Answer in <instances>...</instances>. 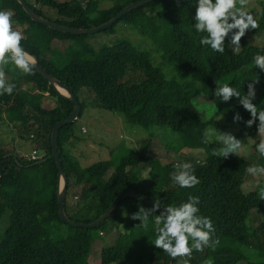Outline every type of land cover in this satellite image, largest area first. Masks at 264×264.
I'll use <instances>...</instances> for the list:
<instances>
[{
    "label": "trees",
    "instance_id": "obj_1",
    "mask_svg": "<svg viewBox=\"0 0 264 264\" xmlns=\"http://www.w3.org/2000/svg\"><path fill=\"white\" fill-rule=\"evenodd\" d=\"M24 1L41 17L39 8L55 11L61 18L55 22L59 25L90 29L138 0ZM195 10L196 0L145 4L98 32L115 39L95 49L86 41L90 35L54 31L31 20L16 0H0V11L13 13V30H21L23 50L70 89L81 108L77 119L62 126L58 133V154L67 183L64 212L68 218L89 224L127 190L160 200L161 207L178 206L195 196L199 199V214L211 219L213 239H219V244L215 248L204 246L202 251L193 249L190 264H264V216L255 212L264 207V199L242 188L250 163L237 154L216 157L212 144L204 143L208 126L219 131L222 126H231L251 141L250 158H258L259 166H264V156L256 148L264 139V134L258 132L259 121L246 127L244 122L251 116L238 98L223 102L214 95L223 82L236 87L241 95L246 94L248 84L258 78L252 102L264 108V71L254 65V56L264 54V8L257 19L259 27L246 30L261 41L251 43L242 37L239 51H234L226 40L223 54L199 43L206 34L193 27ZM120 24L156 48L158 65L152 64L149 52L116 37ZM57 44L64 47L62 52L55 49ZM4 79L6 85L15 87L11 95H0V121L4 119L16 128L20 139L28 138L33 130L32 134L40 137L43 152L39 160L28 161L13 149H0V219L9 213L0 237V264H89L93 242L112 231L117 237L111 246L101 249L100 264H166L169 256L154 246V225L150 223L144 229L139 220L131 219L140 207L150 208L133 198H123L110 216L93 229L73 228L60 219L51 131L71 114L73 104L34 69L25 73L9 63L4 68ZM205 90H209L208 107L212 111L206 121L193 103ZM86 93L92 98L89 103L84 102ZM46 99L53 102L52 107L43 106ZM149 100L168 118L165 127L177 135L180 149L204 152L203 161L192 163L200 180L195 187L180 188L171 179L176 164L163 165L148 157L146 146L138 151L119 149V169L114 168L113 160L82 167L71 154L82 141L75 135L74 125L84 109L120 113L129 124L148 131L152 127L145 115ZM236 113L243 118L241 121L234 122ZM259 184L264 187V181ZM253 216H260V221L255 224ZM181 259L188 257H177L172 264H179Z\"/></svg>",
    "mask_w": 264,
    "mask_h": 264
},
{
    "label": "clouds",
    "instance_id": "obj_2",
    "mask_svg": "<svg viewBox=\"0 0 264 264\" xmlns=\"http://www.w3.org/2000/svg\"><path fill=\"white\" fill-rule=\"evenodd\" d=\"M248 4L249 0H196L193 27L196 32L206 34L201 36L199 43L223 54L227 40L234 51H239L240 41L245 36L246 30L259 27L254 14L247 10ZM12 16L11 11H0V95L5 93L11 95L15 87L13 84L5 83V66L13 63L25 73H30L35 63L34 58L21 47L20 41L23 36L21 32L13 30ZM254 65L264 71V54L254 56ZM256 83L258 78L253 83H249L247 93L241 95V91L236 87L223 82L215 89L214 95L223 102L229 101L230 97L238 98L239 104L251 116L244 122L246 127H251L258 120V132L264 134V108L252 102L256 95L254 88ZM242 119L239 113L233 116L234 122ZM204 137L206 144L218 142L222 145L212 151L216 157L227 158L229 154L235 155L242 148L240 140L231 133L220 132L216 127L206 129ZM256 148L261 156H264V139L256 145ZM174 167L176 171L171 175V179L180 188H193L200 183L191 163L184 162ZM248 172L252 175L264 174V166L249 167ZM259 195L261 199H264V188L260 189ZM198 204L199 199L195 196H189L187 202L178 206L161 207L160 200H154L151 208L140 207L136 213L132 214L131 219L139 220V226L144 229H147L150 223L153 224L154 246L173 259L188 257V259H181L179 264H190L193 249L202 251L204 246L215 248L219 244V239H213L215 230L211 219L199 214ZM161 208L163 210L157 215V211ZM206 264H211V261Z\"/></svg>",
    "mask_w": 264,
    "mask_h": 264
},
{
    "label": "rangeland",
    "instance_id": "obj_3",
    "mask_svg": "<svg viewBox=\"0 0 264 264\" xmlns=\"http://www.w3.org/2000/svg\"><path fill=\"white\" fill-rule=\"evenodd\" d=\"M61 2L66 0H60ZM108 5H106L107 7ZM104 7V6H102ZM264 8V0H249L247 10L254 14V18L259 19L261 10ZM42 16L51 22H56L61 20L59 15L53 11L45 8H39ZM195 15V13H194ZM20 32L21 30L18 29ZM116 37L129 40L134 45H136L140 50L147 51L150 53L151 62L153 65L159 64V55L156 48L143 37L138 35L136 31H133L128 26L122 24L117 25ZM246 38L249 39L251 43H258L261 39L250 36L247 32L245 34ZM112 36H104L101 33H96L88 36L87 43L91 44L95 49H98L103 44H110L114 41ZM69 44H67L68 46ZM63 46L57 44L55 49L62 52ZM11 65V64H10ZM173 73L172 70H168ZM167 72L170 76L171 73ZM25 90V88H23ZM204 95H200L193 100L194 106L202 119L206 121L211 115L212 111L208 107L209 90H205ZM85 103H89L92 98L86 93L84 98ZM52 104L53 102L50 101ZM49 101L46 99L43 106H50ZM145 115L152 123V127L146 131L139 126H134L126 121V118L115 112H109L102 109L90 108L84 109L82 116L76 121L74 125L75 135L82 141L78 146L71 150V154L78 158L79 163L82 167H88L96 162L113 160V166L115 169L121 167V161L118 150L121 148H129L132 150H140L143 147H147V156L150 158L157 159L161 164H182L184 162L194 163L196 161H203L205 159V154L203 151H189L187 149H180L178 145V137L175 133L171 132L165 124L168 122V118L161 112L153 108L151 101L147 102L145 107ZM211 126H208L210 128ZM33 132V130H32ZM31 134L26 139H20V133L11 124L6 122L4 119L0 121V149L11 150L13 149L15 153L27 160V156L32 150L38 151V154H42V149L39 147L40 137ZM220 132L231 133L236 139L242 142V148L237 153L245 160L250 163V167L259 166L258 158H250V144L251 141L244 138L239 131L231 126H222ZM29 139V140H28ZM29 141V142H28ZM212 150L222 147L218 142H213ZM19 153L23 154H18ZM230 155V154H229ZM114 169L109 173L111 174ZM147 172L143 174L145 177ZM259 181H264V175H252L247 171L245 177V183L243 185V191L245 192H255L260 193V189L264 188ZM260 196V195H259ZM124 211V210H123ZM260 213V216H264V207L255 211ZM125 213V212H124ZM9 213H5L0 219V237L3 233V229L6 227L8 222ZM260 216H253L252 221L256 224L260 221ZM250 221L248 224L250 225ZM117 237L116 231L110 232L101 240H96L93 242L91 247V255L89 258V264H100V252L104 247H109L113 244ZM244 252H248L244 250ZM246 255H249L247 253Z\"/></svg>",
    "mask_w": 264,
    "mask_h": 264
},
{
    "label": "water",
    "instance_id": "obj_4",
    "mask_svg": "<svg viewBox=\"0 0 264 264\" xmlns=\"http://www.w3.org/2000/svg\"><path fill=\"white\" fill-rule=\"evenodd\" d=\"M16 1L22 6L23 10L31 18V20H33L37 23H40V24L44 25L45 27L50 28V29L57 31V32H60V33H66V34H70V35L81 36V35H93L95 33L103 31V30L111 27L113 24L117 23L118 20H120L125 14L131 12L132 10H134L138 7H141L145 4L154 2L156 0H138V1L132 2L131 4L127 5L122 10H120L109 21H107V22H105L99 26L90 28V29L69 28L66 26L59 25L55 22L48 21L45 18L39 16L34 11V9L32 7H30L29 5H27L25 3L24 0H16ZM32 69H34L39 75H41L45 80H47V82L51 86H53L61 96L68 98L71 101V103L73 104V110H72L71 114L67 118L57 122L53 126L52 131H51V156L54 158L57 169H58V183H57L58 198H57V203L59 206L58 215H59L60 219L73 228H84V229L96 228L100 224H102L110 216V214L113 212V210L119 204V202L125 197L133 198V199H135L139 202H142L143 204H145L146 206H149L151 208L153 205V202H154L153 200L147 198L146 196H144V195H142L136 191L127 190V191L121 193L120 195H118L115 198V200L111 203L109 208L101 216H99L96 220H94L93 222H91L89 224L75 222V221L71 220L70 218H68V216L64 212V198H65L64 189H65L67 183H66V176H65L63 169L61 167V162H60L59 154H58V133H59V129L62 126L66 125V124H70L77 119V117L81 111V108H80V105L78 104V101H77L76 97L74 96L73 92L70 89H68L64 84H62L59 80H57L52 75L47 73V71L44 68H42L40 65H38L36 61H35L34 65L32 66ZM58 88H61L65 92V94H62ZM162 210L163 209L161 208L157 212L162 211ZM175 259L169 257L166 264H172V262Z\"/></svg>",
    "mask_w": 264,
    "mask_h": 264
},
{
    "label": "built area",
    "instance_id": "obj_5",
    "mask_svg": "<svg viewBox=\"0 0 264 264\" xmlns=\"http://www.w3.org/2000/svg\"><path fill=\"white\" fill-rule=\"evenodd\" d=\"M41 155L38 154V151L32 150L31 153L27 156L28 157L27 160L28 161H37L40 159Z\"/></svg>",
    "mask_w": 264,
    "mask_h": 264
},
{
    "label": "crops",
    "instance_id": "obj_6",
    "mask_svg": "<svg viewBox=\"0 0 264 264\" xmlns=\"http://www.w3.org/2000/svg\"><path fill=\"white\" fill-rule=\"evenodd\" d=\"M49 103H51V102H49ZM52 106H53V104L51 103L50 106H48V108H50V107H52ZM28 142H29V141H28ZM11 150H12V149H11ZM16 151H17V150H16ZM17 153H18V154H23V152H22V153H19L18 151H17Z\"/></svg>",
    "mask_w": 264,
    "mask_h": 264
},
{
    "label": "bare ground",
    "instance_id": "obj_7",
    "mask_svg": "<svg viewBox=\"0 0 264 264\" xmlns=\"http://www.w3.org/2000/svg\"><path fill=\"white\" fill-rule=\"evenodd\" d=\"M59 91L62 93V94H65V92L61 89V88H58Z\"/></svg>",
    "mask_w": 264,
    "mask_h": 264
}]
</instances>
